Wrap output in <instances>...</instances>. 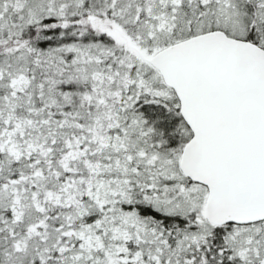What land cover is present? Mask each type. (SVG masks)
<instances>
[{
  "label": "snow or ice",
  "instance_id": "obj_1",
  "mask_svg": "<svg viewBox=\"0 0 264 264\" xmlns=\"http://www.w3.org/2000/svg\"><path fill=\"white\" fill-rule=\"evenodd\" d=\"M0 264H264V0H0Z\"/></svg>",
  "mask_w": 264,
  "mask_h": 264
}]
</instances>
